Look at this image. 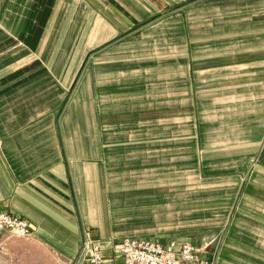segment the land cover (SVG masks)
<instances>
[{"label":"crops","instance_id":"crops-1","mask_svg":"<svg viewBox=\"0 0 264 264\" xmlns=\"http://www.w3.org/2000/svg\"><path fill=\"white\" fill-rule=\"evenodd\" d=\"M125 1L133 7L124 11ZM185 1L0 0V212L27 220L33 229L28 237L0 231V264H88L83 259L86 229L108 264H122L119 245L127 237L198 245L191 233L190 239L168 241L157 230L130 234L140 227L196 228L187 212L203 210L202 197L187 199L181 169L174 176L162 171L160 182L156 173L139 168L154 167L155 157L166 155L155 147L170 144L172 122L181 133L187 108L181 103L194 99L197 89H187L189 46L203 51L196 46L212 37L216 46L211 50L226 52L212 66L216 78L226 79L217 83L234 85L212 97L240 98L235 85L245 81L230 80L234 52L253 57L237 67L264 65V0H189L195 9L182 12L187 19L193 15L196 29L192 32L188 20L179 18L182 35L173 53L177 74L171 78V44L149 38L153 35L157 43L170 36L177 18L152 27L154 34H144V42L118 39L158 18L164 6ZM195 84H201L199 79ZM183 131L177 142L185 144ZM263 138L256 140L257 147ZM156 161L165 164V159ZM128 188L134 201L129 206L123 203ZM245 190L256 202L242 208L246 221L229 227L216 264H264L263 166Z\"/></svg>","mask_w":264,"mask_h":264},{"label":"rangeland","instance_id":"rangeland-1","mask_svg":"<svg viewBox=\"0 0 264 264\" xmlns=\"http://www.w3.org/2000/svg\"><path fill=\"white\" fill-rule=\"evenodd\" d=\"M188 1L164 6V12L155 15V17L160 15L158 18L156 17L154 20L149 19L143 25L140 24L139 27L124 32L118 40L128 43L136 40L144 42V34L150 36L154 34L152 27H155L166 19L177 18L175 19L176 21L170 24V36L162 37L157 43V40L153 39V35L152 38H149L155 44H161V46L171 44L172 51L170 58L172 62L170 75L171 78L174 77L177 74V70L173 69L175 65L173 60L178 59V57H174L173 53L175 50L176 53L178 52L179 39L182 35V31H180L181 26L178 25L179 18L182 17L186 23L188 20L192 32L196 29L193 15H190L189 19H187V16L182 12L183 10L191 11L190 9H195L194 3H188ZM123 4L124 9L122 8V10L124 11L127 8L133 7V4L127 1ZM110 10L112 11V9L108 8V11ZM187 31L189 32V27ZM135 37H138V39L134 40ZM206 38H208L206 39V43L192 46V48L194 46L203 47V51L195 53L194 51H190V46L188 47L187 78L188 80L189 78L191 79V85L187 82V89L188 92L191 89L192 92H195V89H197L194 99H189L188 97V100L186 99V101L181 103H186L187 108L181 117L182 119L185 118V123L181 122V126L179 127L181 128V133L179 134L181 136L184 135L185 133L184 131L182 133V130H186V143L177 142L179 125L177 122H172L170 144L165 145L166 142H159L156 143L155 147L157 151H166V155L155 157L154 167H152L151 163L142 165L143 167L140 166L141 168H139L156 173V177L160 179V182H162V171H170L171 176H174L176 171L181 169L186 174L187 199L202 197V200H204L201 205L203 210L199 211L201 209L199 207L187 212L188 223L194 222L197 227H189L186 231H177L180 230L178 228L163 230L146 227L131 230L132 222L130 221L127 225L131 226L127 227V229L131 230L130 234L132 235L147 234L157 230L161 234H164L160 239L165 241L170 240V238L190 239L192 236L188 234L191 233L193 236H196L198 245L195 246L204 255L217 258L225 243L229 227L235 220L242 219V222L247 220L246 217L248 216L246 213H242V208L246 207L249 209V205L256 202L254 196L246 193L245 188L248 187L249 178L258 169V166L264 167V163L261 164L262 161L260 160V155L264 150V138L258 147L256 145V140L261 134H264V65L253 68L237 67L238 61L253 57L249 56V53L247 54L246 52H234L236 53V67L230 72L232 75L230 80L245 81L240 85H235L238 86V93L236 95L240 98L234 101L228 100V102L222 99H213L212 95L216 96L218 93L226 92L228 88L230 89L234 85L227 84L226 82L222 84L217 83L223 79L216 78L218 74L212 66L214 63H220L219 59H222V55L226 54V52L212 51V47L216 45L211 42L212 37ZM187 41L189 45L190 40L187 39ZM150 54L155 55L157 53L150 52ZM194 59L199 64L197 70L194 68ZM189 68H191V75ZM197 79H199L201 84H195V80ZM218 96H221V94ZM176 103L177 101L172 102V106H176ZM173 117H176L177 120L179 118L178 115H174ZM162 159H165V164L161 161H156ZM146 166H148V170ZM125 182L127 181L125 180ZM171 182L173 185V180ZM246 198L247 200H245ZM252 199L254 200L252 201ZM132 202L134 201L132 200L131 191H129V188L125 189L123 197L124 205L133 204ZM193 206V203H188V207ZM124 214L130 216L131 213ZM143 218H145V221L140 222L146 223V219L148 218L146 214ZM189 243H192V241Z\"/></svg>","mask_w":264,"mask_h":264},{"label":"built area","instance_id":"built-area-1","mask_svg":"<svg viewBox=\"0 0 264 264\" xmlns=\"http://www.w3.org/2000/svg\"><path fill=\"white\" fill-rule=\"evenodd\" d=\"M0 231L28 237L33 233L30 223L18 216L0 212ZM122 264H216L217 258L208 257L189 242L164 243L144 237H127L119 245ZM4 249L0 248V260ZM83 259L88 264H108L102 246L90 230L84 231Z\"/></svg>","mask_w":264,"mask_h":264}]
</instances>
